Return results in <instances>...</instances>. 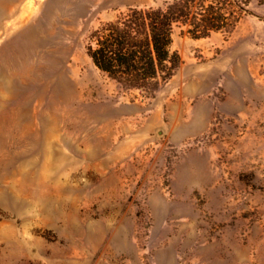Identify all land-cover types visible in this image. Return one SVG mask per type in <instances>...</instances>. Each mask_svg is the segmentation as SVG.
Segmentation results:
<instances>
[{"label": "rangeland", "instance_id": "obj_1", "mask_svg": "<svg viewBox=\"0 0 264 264\" xmlns=\"http://www.w3.org/2000/svg\"><path fill=\"white\" fill-rule=\"evenodd\" d=\"M173 1L0 0V264H264L263 0H218L230 32L176 24L156 92L87 54Z\"/></svg>", "mask_w": 264, "mask_h": 264}, {"label": "trees", "instance_id": "obj_2", "mask_svg": "<svg viewBox=\"0 0 264 264\" xmlns=\"http://www.w3.org/2000/svg\"><path fill=\"white\" fill-rule=\"evenodd\" d=\"M250 1L227 0V6L252 15L247 9ZM259 3L262 6L264 0ZM226 11L218 0H174L164 8L130 9L92 34L87 54L100 72L121 87L156 92L182 64L173 49L175 25L188 26L196 39L230 32L236 21Z\"/></svg>", "mask_w": 264, "mask_h": 264}]
</instances>
